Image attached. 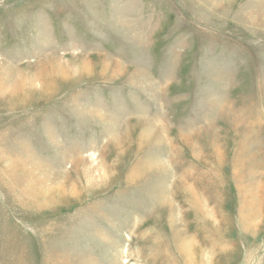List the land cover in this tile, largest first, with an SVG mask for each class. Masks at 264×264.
<instances>
[{"label": "rangeland", "instance_id": "1", "mask_svg": "<svg viewBox=\"0 0 264 264\" xmlns=\"http://www.w3.org/2000/svg\"><path fill=\"white\" fill-rule=\"evenodd\" d=\"M0 264H264V0H0Z\"/></svg>", "mask_w": 264, "mask_h": 264}]
</instances>
